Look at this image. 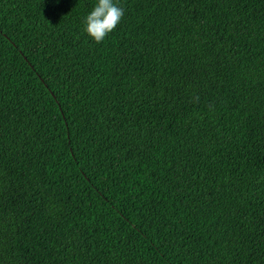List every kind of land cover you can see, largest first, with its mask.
<instances>
[{
    "label": "trees",
    "instance_id": "trees-1",
    "mask_svg": "<svg viewBox=\"0 0 264 264\" xmlns=\"http://www.w3.org/2000/svg\"><path fill=\"white\" fill-rule=\"evenodd\" d=\"M0 0V264H264V0Z\"/></svg>",
    "mask_w": 264,
    "mask_h": 264
},
{
    "label": "clouds",
    "instance_id": "clouds-1",
    "mask_svg": "<svg viewBox=\"0 0 264 264\" xmlns=\"http://www.w3.org/2000/svg\"><path fill=\"white\" fill-rule=\"evenodd\" d=\"M59 3V0H54ZM125 9L118 0H96L85 17V31L95 42L100 43L121 23Z\"/></svg>",
    "mask_w": 264,
    "mask_h": 264
}]
</instances>
